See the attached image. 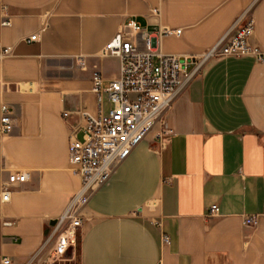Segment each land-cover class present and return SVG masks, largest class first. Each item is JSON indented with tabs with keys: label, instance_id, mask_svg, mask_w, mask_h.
Returning <instances> with one entry per match:
<instances>
[{
	"label": "crops",
	"instance_id": "1",
	"mask_svg": "<svg viewBox=\"0 0 264 264\" xmlns=\"http://www.w3.org/2000/svg\"><path fill=\"white\" fill-rule=\"evenodd\" d=\"M250 7L251 42L264 50V0H0V45L13 48L0 58V122L3 103L15 119L0 138V264L37 252L80 188L70 133L82 138L80 112L96 109L94 71L119 74L120 59L101 52L123 24L134 18L155 35L180 29L163 35L161 50L198 55ZM36 31L40 39L26 42ZM15 172L28 179L3 200ZM263 209L264 60L212 59L91 197L80 264H264V215L254 227L242 217Z\"/></svg>",
	"mask_w": 264,
	"mask_h": 264
},
{
	"label": "built area",
	"instance_id": "2",
	"mask_svg": "<svg viewBox=\"0 0 264 264\" xmlns=\"http://www.w3.org/2000/svg\"><path fill=\"white\" fill-rule=\"evenodd\" d=\"M158 13L157 8L153 9ZM10 19L3 21L9 25ZM255 30L252 8L246 9L232 24L224 36L207 51L198 55L164 53L160 48L163 35L181 32L163 28L155 35L131 18L105 44L101 55L120 59L119 74L106 78L99 70L92 75V92L96 97L94 112L82 110L83 137L76 128L70 133L68 160L73 171L81 177L80 188L71 196L64 211L56 218L41 247L23 264H56L68 258L69 248L75 247L77 230L83 224L85 209L91 197L110 179L117 166L132 149L145 138L157 123H165V114L171 108L181 90L200 75L207 64L216 58L228 56H252L264 60V50L251 42ZM40 31L25 38L35 42ZM11 46L0 45V58L11 55ZM82 66L86 65L80 59ZM0 138L14 127L13 109L1 105ZM70 112H63L67 117ZM168 129L163 130V135ZM28 173L15 172L2 183V199L9 200L13 184L25 182ZM209 215L219 214V206L210 207ZM261 213H244L243 224L254 227ZM165 243L170 238L162 237ZM49 252L44 257L45 252ZM3 264H15L9 257ZM161 264V263H160Z\"/></svg>",
	"mask_w": 264,
	"mask_h": 264
},
{
	"label": "rangeland",
	"instance_id": "3",
	"mask_svg": "<svg viewBox=\"0 0 264 264\" xmlns=\"http://www.w3.org/2000/svg\"><path fill=\"white\" fill-rule=\"evenodd\" d=\"M80 228L77 230V239L75 244V251L72 256H68L66 260L57 261L56 264H80V254H79V243H80Z\"/></svg>",
	"mask_w": 264,
	"mask_h": 264
},
{
	"label": "water",
	"instance_id": "4",
	"mask_svg": "<svg viewBox=\"0 0 264 264\" xmlns=\"http://www.w3.org/2000/svg\"><path fill=\"white\" fill-rule=\"evenodd\" d=\"M56 222H57L56 218H55V219H52V220L49 222V225H55ZM72 250H73V248L70 247V248H69V251H68V256H69V257L72 256Z\"/></svg>",
	"mask_w": 264,
	"mask_h": 264
}]
</instances>
